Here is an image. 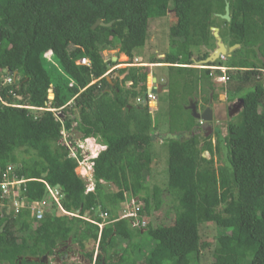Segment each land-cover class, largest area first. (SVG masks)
<instances>
[{
    "label": "trees",
    "instance_id": "obj_1",
    "mask_svg": "<svg viewBox=\"0 0 264 264\" xmlns=\"http://www.w3.org/2000/svg\"><path fill=\"white\" fill-rule=\"evenodd\" d=\"M227 11L230 19L223 17ZM160 17L168 21L170 51L151 62L169 64L167 169L173 202L149 264H200L208 245L201 241L200 226L209 222L221 231L211 264H264V0H0V69L15 76L11 83L0 77V179L14 164L18 177L29 179L22 184L27 200H42L46 182L64 193L69 212L84 214L99 204L109 213L100 230L58 208L42 219L29 210L10 211L0 219V264H40L29 258L54 255L70 240L82 249L97 245L84 264H141L133 249L150 238L152 224L137 228L119 215L125 192L142 197V213L148 219L151 213L145 174L154 126L148 103L137 102L148 95L150 68L109 72L117 63L104 51L118 48L133 62L146 46L151 20ZM98 20L112 24L93 28ZM212 27L221 36L225 31L234 36L231 45L240 44L232 53L238 60L219 58L208 65L230 68L229 98H242L243 105L225 135L217 131L216 142L211 136L202 142L192 108L196 81L208 80L201 87L209 103L211 92L218 96L213 78L222 72L206 68L195 77L190 64L217 46ZM83 57L89 65L78 63ZM250 84L254 87L246 90ZM16 104L61 108L64 120L52 111L41 120L28 118L27 109ZM63 128L82 137L98 132L107 140L94 159V192H86L75 172L77 161L61 143ZM223 145L226 163L217 166L215 154ZM102 181L117 190L105 189Z\"/></svg>",
    "mask_w": 264,
    "mask_h": 264
},
{
    "label": "rangeland",
    "instance_id": "obj_2",
    "mask_svg": "<svg viewBox=\"0 0 264 264\" xmlns=\"http://www.w3.org/2000/svg\"><path fill=\"white\" fill-rule=\"evenodd\" d=\"M225 17V16H224ZM227 19V18H226ZM213 34L214 29L212 28ZM220 35V31H219ZM224 36H221L222 40L225 42V44L228 47H231L232 36L228 31H225L223 33ZM215 36V35H214ZM216 38V37H215ZM170 36L168 32V21L167 18H155L151 20L150 22V28H149V36L146 43L145 48L142 50L140 57H142V60L144 61H151L153 58H158L159 54L161 53H167L170 51ZM215 44L217 45V38L215 39ZM231 45V46H230ZM217 47V46H216ZM215 47V48H216ZM213 49V48H210ZM118 48L116 49H110L104 52V55L106 58L112 59V57L116 56ZM233 51H231L230 54L226 55L225 59L223 61L228 62L229 60H238V55L233 54ZM201 54L199 52H196L195 58ZM125 58V57H124ZM217 61V60H216ZM215 61V62H216ZM196 62L199 64L201 63V60H196ZM261 68L264 66L261 64ZM263 66V67H262ZM163 69L158 71V74L161 76L163 74ZM3 71H7V69H3ZM0 69V77L5 80L7 77L6 74H3V72ZM165 71V70H164ZM168 71V69H167ZM217 83V91L218 96L215 97L217 99L216 103H218L222 108H220L221 114L223 113L222 123L218 127H215V132L221 131L222 135L226 134L227 124L229 122L228 119V107L225 104H221L218 100L219 94H222V98H224V90L220 88V84ZM254 87V84H250L247 86L246 90H251ZM166 90V89H165ZM216 91V92H217ZM159 95V108L155 111L153 116V121L157 124L162 125V138H158V140L155 142L153 141L151 146V153H146V158H151V167L148 172H146V183L149 185L151 189V213L149 215L148 222L149 224H152V228L150 229L151 234L150 238L148 240H145L144 242H139L138 244H135L134 252L136 256L139 258L141 264H149V258L152 254V248L154 244L157 242L158 239H160L164 233V225L165 223L169 224V218L167 216V210L172 205L173 202V194L171 192V188L169 187V180H168V169H167V162H168V139H169V132H168V124H169V116H168V94L167 91H164ZM224 100V99H223ZM238 97H236V104L237 108L235 106L234 109L231 110L233 115L235 116L236 112L238 113L240 107L243 105L240 101H238ZM226 102V101H224ZM230 103V102H229ZM221 127L223 130H221ZM157 128H153V132H157ZM203 133L199 134L200 138H204ZM214 142L217 140V133L213 135ZM162 141V143H161ZM156 145V146H155ZM155 146V147H153ZM206 157H210V153L204 152ZM216 159V165L219 166L221 164L226 163V150L224 145L221 147L220 151L215 154ZM105 189L110 191H116L117 187L114 184L111 183H104L103 184ZM72 204L74 206L77 205V201L75 199L72 200ZM220 229L214 224V223H204L200 226V233H201V241L207 243V247L201 251L200 253V264H211V255L214 249L215 240L216 237L220 233ZM64 248V249H63ZM93 248L96 249V244L93 242H90L87 244V247L85 249H82L79 244L72 242L71 240L67 243V245H61L59 247L58 252L54 255L48 256L45 258L40 264H84L86 262H89V259L87 258L86 254L92 250ZM121 250L123 251V257L125 258V251L124 246H120ZM97 254V250L95 251V256ZM30 260H35L34 258H29ZM37 260V259H36ZM39 259L38 261H40Z\"/></svg>",
    "mask_w": 264,
    "mask_h": 264
},
{
    "label": "built area",
    "instance_id": "obj_3",
    "mask_svg": "<svg viewBox=\"0 0 264 264\" xmlns=\"http://www.w3.org/2000/svg\"><path fill=\"white\" fill-rule=\"evenodd\" d=\"M45 57L49 62H53L51 51L46 52ZM220 58H225V56ZM78 63L89 65L90 60L87 57H83L78 61ZM208 67L212 70L219 69L222 72V74L216 75L213 79L218 82L220 84V88L224 90V100H230L227 92V82L229 80L227 72L230 68L226 66ZM261 71L264 72V68H261ZM14 79L15 76L10 74L5 78L4 82L11 83ZM156 86L157 84L152 83V88H156ZM50 98H53L52 91L50 93ZM155 100H157V93L149 90L146 102L150 107V111L154 110L152 102ZM138 102H144V97L138 98ZM16 105L27 109L28 118L41 120L47 116L49 111H52L55 116L61 120V122L64 120L61 108L24 104ZM200 121L202 124L205 122L202 118ZM61 143L67 148L69 156L77 161L75 172L86 182V192H94L96 185L94 178V159L107 148L108 143L106 138L98 132H95L90 136L82 137L77 135L75 131L69 133L63 128ZM27 180L29 179L18 177L16 173V165H8L2 175V179H0V219L5 218L10 211L14 212V214H20L24 210H29L32 216L37 219H42L47 213L53 212L58 208V210L64 213L79 216L98 225L100 230H102L105 224L109 222V213L99 204L87 209L84 214H80V209L74 212L65 210L63 206L64 193L59 188L52 187L45 181L44 182L47 186L46 196L39 202L27 200V198L24 197L22 190V184H24ZM102 182L103 184L107 183L104 181ZM125 197V202L122 204L124 207L120 210L119 218H131L134 227L146 228L148 226V217L142 213V209L145 207V201L140 196L131 195L130 192H125ZM97 216L100 220L97 219Z\"/></svg>",
    "mask_w": 264,
    "mask_h": 264
},
{
    "label": "crops",
    "instance_id": "obj_4",
    "mask_svg": "<svg viewBox=\"0 0 264 264\" xmlns=\"http://www.w3.org/2000/svg\"><path fill=\"white\" fill-rule=\"evenodd\" d=\"M107 51V50H106ZM105 52V51H104ZM117 55L116 56H114V57H112V60L114 61V62H116L117 64L116 65H114V66H112V68L109 70V72H111L113 69H115V68H120V67H126V66H132V65H136V66H149V68H150V73H149V76H148V91L149 90H152V83L153 84H157V86H156V88L157 89H159L160 87L162 88L161 89V91L160 92H158L157 93V100H155V101H153L152 102V104H153V106H154V110L153 111H150V114H151V117H152V119H153V116H152V114H154L155 113V111L156 110H158V108H159V95L158 94H160V93H162V92H164V91H166L165 89L167 88V83H168V71H167V69H168V66H169V64L168 63H159V62H157V63H152L151 61H144V60H142V57H140V56H137V57H135V59L133 60V62L131 61V59L129 58V56H127L126 54H124V53H120L119 52V49L117 50ZM165 53H161V54H159V57H161V56H163ZM125 57V58H124ZM107 59H111V57L110 58H107ZM136 60H137V62H136ZM135 61V62H134ZM209 63H202V61H201V63H197L196 61H194V63L193 64H190V66L191 67H193L194 69H196V71H195V77H198V76H200L201 75V71H202V69H206V68H209L208 65ZM161 69H163L162 71H163V74L160 76L159 74H158V71H160ZM165 70V71H164ZM200 80V81H199ZM198 81H196L197 83H198V86L196 85V82H194V84L198 87V97H197V99L193 102V105L192 106H194V108L196 109H193L194 110V112H199V114H203L205 111H209L210 112V114H211V116H212V119L211 120H209V121H206L205 120V122L202 124L201 123V121H200V117L198 118L196 115V118L199 120V122H200V124H199V127H198V129H197V134H201V133H203L204 134V136H205V138L206 137H209V136H211V139H212V141L214 142V137H213V135H215V127H218L219 126V128H220V125H221V123H222V118H223V113L221 114V112H220V108H222L218 103H216V101H217V99L215 98L214 99V97H213V94H212V92H211V100H210V102L209 103H205L204 102V100H203V95H202V87H201V85H202V82H204V83H208V80L207 79H205V78H200ZM214 80V79H213ZM203 83V84H204ZM214 83L216 84V87H217V83H216V81L214 80ZM115 84V83H114ZM222 90V89H221ZM218 92V91H217ZM224 98H222V94L220 93L219 94V98H218V100L220 101V102H222L221 104H225V105H227V107H228V111H227V114H228V119H229V121L234 117V115H233V113H232V111L231 110H236V106H237V104H236V102H235V100L234 101H231V100H223ZM224 101H226V102H224ZM137 102H138V100H137ZM230 102V103H229ZM233 106H235L236 108L234 109V107ZM193 108V107H192ZM240 109H241V107H240ZM240 109H239V111H240ZM238 111V112H239ZM236 114H237V112H236ZM235 114V115H236ZM153 126H154V129L155 128H157L158 130H157V132L156 133H154V137H155V139H154V141L156 142L157 140H158V138H162V136H161V134L163 133L162 132V125L161 124H156L154 121H153ZM227 126H228V124H227ZM226 129V131H227V128H225ZM221 130H223V128L221 127ZM168 132H169V124H168ZM202 134V135H203ZM170 135V134H169ZM201 141H202V138H201ZM203 142V141H202ZM161 143H162V141H161ZM156 146V145H155ZM155 146H153V147H155ZM205 152H208V151H205ZM209 153V152H208ZM203 155L205 156V154L203 153ZM152 164V163H151ZM146 175V174H145ZM124 206L123 205H121V209L123 208ZM120 209V210H121ZM96 248H97V245H96ZM64 249V248H63Z\"/></svg>",
    "mask_w": 264,
    "mask_h": 264
},
{
    "label": "water",
    "instance_id": "obj_5",
    "mask_svg": "<svg viewBox=\"0 0 264 264\" xmlns=\"http://www.w3.org/2000/svg\"><path fill=\"white\" fill-rule=\"evenodd\" d=\"M225 18L227 19H230V15H229V12L227 11L226 15H224ZM223 16V17H224ZM112 23H105L101 20H98L94 25H93V28H96L98 25H111ZM214 29V35L215 37L217 38V47L215 49H209V53L210 55L202 60V63H212V62H215L216 60H218L220 57H223V56H226L228 54L231 53V51H233L235 48H238L240 47V44L239 43H236L234 45H232L231 47H228L225 42L222 40L221 36L219 35V28L218 27H212ZM261 60L263 61L264 63V56H261ZM107 78L112 82L111 78L109 76H107ZM112 84L114 85V82H112ZM161 87L159 89L157 88H152V91L155 92V93H158L161 91ZM238 101L241 102V104L243 103V99L240 98ZM146 102V97H144V103ZM193 109L194 106H192ZM242 108V106H241ZM196 110V109H195ZM241 110V109H240ZM195 115L199 118H202L203 120H206V121H209L212 119V116L210 114V112L207 110L205 111L203 114H199V112H194ZM34 258V257H33ZM47 258L44 257V258H34L36 261H38L39 259H41L42 261ZM40 260V261H41Z\"/></svg>",
    "mask_w": 264,
    "mask_h": 264
},
{
    "label": "flooded vegetation",
    "instance_id": "obj_6",
    "mask_svg": "<svg viewBox=\"0 0 264 264\" xmlns=\"http://www.w3.org/2000/svg\"><path fill=\"white\" fill-rule=\"evenodd\" d=\"M42 262V261H41ZM43 263V262H42Z\"/></svg>",
    "mask_w": 264,
    "mask_h": 264
}]
</instances>
